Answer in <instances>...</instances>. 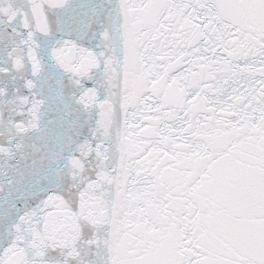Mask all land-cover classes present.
Segmentation results:
<instances>
[{
    "label": "snow or ice",
    "instance_id": "obj_1",
    "mask_svg": "<svg viewBox=\"0 0 264 264\" xmlns=\"http://www.w3.org/2000/svg\"><path fill=\"white\" fill-rule=\"evenodd\" d=\"M0 264H264V0H0Z\"/></svg>",
    "mask_w": 264,
    "mask_h": 264
}]
</instances>
